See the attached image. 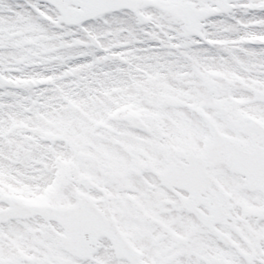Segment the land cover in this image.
Segmentation results:
<instances>
[{
	"label": "snow or ice",
	"instance_id": "1",
	"mask_svg": "<svg viewBox=\"0 0 264 264\" xmlns=\"http://www.w3.org/2000/svg\"><path fill=\"white\" fill-rule=\"evenodd\" d=\"M0 264H264V0H0Z\"/></svg>",
	"mask_w": 264,
	"mask_h": 264
}]
</instances>
